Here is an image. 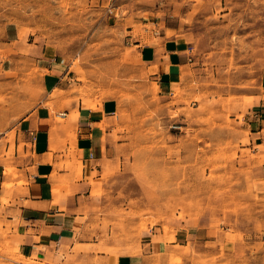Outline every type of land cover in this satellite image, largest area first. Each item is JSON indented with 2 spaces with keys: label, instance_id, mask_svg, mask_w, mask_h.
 Segmentation results:
<instances>
[{
  "label": "rangeland",
  "instance_id": "1",
  "mask_svg": "<svg viewBox=\"0 0 264 264\" xmlns=\"http://www.w3.org/2000/svg\"><path fill=\"white\" fill-rule=\"evenodd\" d=\"M133 16L187 37L193 61L172 94L143 74L127 41L126 30L144 27ZM4 26L54 53L70 92L118 100L123 146L105 195L112 236L188 219L213 241L169 248L157 264H264V145H251L248 127L264 68V0H0V40ZM0 264L89 262L0 247Z\"/></svg>",
  "mask_w": 264,
  "mask_h": 264
},
{
  "label": "crops",
  "instance_id": "2",
  "mask_svg": "<svg viewBox=\"0 0 264 264\" xmlns=\"http://www.w3.org/2000/svg\"><path fill=\"white\" fill-rule=\"evenodd\" d=\"M128 20L127 18H123ZM135 16L126 34L143 74L172 94L192 64L183 34ZM0 40V247L24 258L89 264H157L172 247L212 242L188 219L152 226L136 239L112 236L107 179L123 146L116 98L84 100L70 92L69 71L38 39L4 26ZM249 113L251 145H264V68ZM258 173L264 178V160ZM264 253V236L261 237Z\"/></svg>",
  "mask_w": 264,
  "mask_h": 264
}]
</instances>
